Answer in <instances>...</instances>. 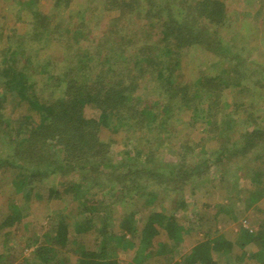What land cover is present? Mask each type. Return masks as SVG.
Returning <instances> with one entry per match:
<instances>
[{"label": "trees", "instance_id": "1", "mask_svg": "<svg viewBox=\"0 0 264 264\" xmlns=\"http://www.w3.org/2000/svg\"><path fill=\"white\" fill-rule=\"evenodd\" d=\"M41 1H18L20 5L18 10L23 12L25 10V18L31 16V24L28 29H19L21 32H17L16 35L12 34V36L8 33H1L2 30L0 29V88L3 90L0 104L5 100L7 94H11L18 107L21 109L26 107L30 111L28 115L17 117L14 122L17 130L20 131L23 129L25 118L33 117L36 120L37 124L28 129L29 135L25 140L32 144V142L37 141L38 135L50 140L60 139L57 136L63 134L60 130L61 124L67 122L74 123L75 127L71 132L79 135L87 132L88 128L85 126L93 125L96 129L91 135V140L96 142H94L93 147L98 150L103 145L101 137H98L101 130L106 129L113 134H118L123 129V131L129 132L141 125L144 133H140L136 137L131 136L135 142H130V144L132 143L130 150H133V158H136L134 160L137 164L141 163L140 158L143 156V151L147 150L148 145L153 143V146L155 141L161 139L166 140V142L173 141L177 130L173 131L174 126L170 125L169 119L177 105L175 97L184 92V89L180 84L175 85L180 79L179 77L175 79L173 70H170L169 66L160 68V65L166 60H171L168 61V64L174 63L173 67L175 68L177 63L175 60L177 59L174 54L181 48L169 44L167 39L170 36L169 30L166 28V30H160L155 21L158 18L152 20L149 10L158 16L160 12L166 11L170 20L176 22L181 30L190 31L201 48H207L213 52L217 51V54L218 44H216L217 46L214 45L215 47L211 45L213 34H218L219 28L217 29V27H223L225 21L222 3L216 0H166V2L157 0L160 2L159 4L155 2L156 0H147L148 8L149 3L151 4L150 9L146 12H142V9L139 8H127L122 12L123 15L118 22H112L106 30L99 31L98 20L104 16L105 4L98 5V9L94 8V12L88 21H84V14L81 12V14H77L79 17L73 16L76 20L73 22L72 17L66 18L67 16L62 12L61 7L62 4L69 5L71 0H51L54 2L55 12L50 16H46L39 8ZM89 1L92 3L94 0ZM178 3L183 6L182 14L178 9ZM84 11L86 13L92 12L89 8ZM0 12L7 14V9L2 8ZM4 16H8V14ZM123 17L125 18L124 23ZM206 18L216 28L212 35L203 29L207 25L204 22ZM141 20H145L144 25L148 26L140 33L141 35L144 33L150 35L153 30V33L156 31V34L160 36L159 43L154 44L152 51L146 46L142 47L143 44L140 42L142 41L139 39L141 30L137 25L142 24ZM95 31H99V34L96 35L97 32ZM102 32L104 33L102 34ZM92 34L96 36L93 37ZM110 37H112V41L107 54L108 47L105 42ZM119 39H121L122 44L119 45L118 49L116 45L119 43ZM103 40H105L104 43H102ZM82 42H91V47L82 45ZM95 42L96 47L93 46ZM60 49L65 50V58L55 60L57 59L55 58L56 54H53L52 57V53ZM222 50L227 51V49ZM110 53L112 54L111 57ZM105 62L106 64H104ZM125 72H131L134 78L122 77V75L127 74ZM135 79L137 81H154L161 98L149 104L144 102L143 105L138 104V106L132 107L131 101L136 99L134 92L140 84V82L134 81ZM202 84H204L202 88H206L207 92L204 93L203 91L202 95L195 94L196 97H211L213 99L211 103L214 105L208 104L204 110L206 116L205 114L199 116V107L192 106L191 102L187 101L186 107H188L187 109L192 108L194 111L192 118L195 122L204 119L207 124L213 126V121L217 124L222 117L220 121L222 126L233 129L234 126H238L235 123L240 119L245 121V118L248 117L246 120H249L248 101H239L238 98L241 93L240 87L231 85L229 80L223 77V74L216 76L201 74L192 86L194 89L197 87L200 90ZM232 86H234L231 101L233 112H227L221 103L216 104V98L220 94L222 95L223 90L232 88ZM88 108L99 111L97 118L86 116L85 111ZM112 118H117V120L113 123ZM260 123L258 126L246 130L238 143L233 142L232 145L220 143L221 146L216 151L218 154L216 162L222 161L227 156L245 154L257 142H264V112ZM4 125L6 128L13 126L9 119H4ZM0 131L3 133L2 130ZM209 132L208 138L215 139V135L212 134L211 136L213 131ZM153 138H156L155 141ZM142 142H145L146 146L142 147ZM68 146L66 145L65 150L69 154L72 151L71 147L74 148L75 146V149H78V145H74L72 140L69 141ZM28 149L29 147L26 148V151ZM130 150H128L129 153ZM21 152L19 150L17 153L14 147V153L11 149L9 151L10 157H0V197L3 205L7 208L5 217L0 222V230L21 223L28 216L22 204L17 202L15 194L11 192V185L14 186L16 193L22 195V200L27 202L31 199V192L34 189L31 187L33 182L37 179H44L45 171L49 170L44 169L40 164L29 163L27 157L24 156L25 154H20ZM87 159L83 165L78 167L82 175L86 168L84 166L92 163ZM102 160L104 161H100L105 168L108 166L114 168L108 163V160ZM76 167L75 164L68 163L57 166L53 172L72 171ZM93 170L97 169L94 168ZM163 171H155L146 165H142V167L139 165L137 170L129 169L123 175L112 169L108 175L114 177L112 178L115 184L106 188L113 190V194H116V188L119 195V190H124L128 186L125 189L128 197L133 192L137 193L136 190L142 187L147 193L146 200L154 201L158 198V194L153 190L148 191L147 185L142 184L141 180L145 177L150 178L151 181L153 180L163 187V192H174L176 191L174 181L182 177L179 171L173 169H170L167 174ZM103 174H105V170H100L98 173L99 177ZM185 176L186 174H184ZM99 177L95 179V182ZM88 179L92 178L83 177V182L88 183ZM129 180L134 184L130 185ZM118 186L120 188H117ZM70 190L75 192V199L84 197L88 191V189L86 191L82 189L81 185L77 187L72 185L63 191L51 189L49 195L54 197L62 194L69 195ZM110 196L112 195L110 194ZM120 198L121 196L114 199L110 205L101 200L85 197L84 201L78 204L77 219L73 223L67 222L66 219H58L44 239L39 241L41 243L35 247L33 251L34 260L32 262L25 260L24 263L20 264H130L128 261L114 256L113 253H117L119 249L134 250V261L141 262V255L144 258L150 256L146 252L153 248L163 229L174 241L168 252L175 254L177 247L183 241L182 227L176 213L180 209L185 210L187 207L185 200L176 201L178 205L173 207L172 213L165 211L164 207L161 210L151 211L145 217L142 227L138 229L132 211L126 212L118 226H115L117 222L112 219L113 210H116L122 202ZM227 216V211L221 207L215 212H203L200 219L203 227L202 236L188 252L182 255L180 260H175L172 264H219L218 257L230 255L235 247L239 248L235 259L236 264L252 260L264 264V231L253 232V230L243 228L242 225L236 230L232 227L222 230L221 222ZM111 219L112 222L109 221ZM120 229L125 230V232L119 233ZM73 234L75 236L72 237ZM78 235H95L96 248L86 249V247L79 246L76 240ZM133 239L139 240L137 248ZM251 246H256V250L247 251V248ZM65 251L66 254L68 251H72L76 257L73 260L69 259L64 254Z\"/></svg>", "mask_w": 264, "mask_h": 264}, {"label": "rangeland", "instance_id": "2", "mask_svg": "<svg viewBox=\"0 0 264 264\" xmlns=\"http://www.w3.org/2000/svg\"><path fill=\"white\" fill-rule=\"evenodd\" d=\"M18 1L0 0V10L6 8L8 14V16H4L7 14L0 12L1 33H8L12 36V34L16 35L17 32H21L19 29L24 30L30 27L31 16L25 18V10L24 12L18 10L20 8ZM216 1L222 3L225 15L223 27H217V29L219 28L218 34L214 35L213 31L216 28L206 18L204 22L207 25L203 29L210 32L211 35L213 34L211 46L215 47L214 45L218 44L217 54V51L213 52L207 48H201L190 31L187 29L181 30L176 22L170 20L166 11L160 12L159 16L156 13L154 14L152 10H149L151 3H149L148 8L147 0H94L92 3L89 0H71L69 5L62 4V12L67 16L66 18L72 17L73 22L76 21L73 16L79 17L77 14H81V12L84 14V21H88L94 12V8L96 9L100 4H105L104 16L98 20L99 31L106 30L112 22H118L123 15L122 12L130 7L132 9H142V12L149 10L152 20L158 18L155 20L158 24L157 27L160 30L165 28L169 30L170 33L168 32V34L170 36L167 37L169 44H173L176 48L180 47L181 52L178 51L174 54L177 59L175 60L177 62L175 68L173 67L174 63L172 65L168 64V61L171 60L161 63L160 68L169 66V69L174 72L175 79L178 77L180 79L175 85L180 84L184 89V92L177 94L175 97L177 105L169 119L170 125L174 126L173 131H177L171 142H166L164 139L155 141L156 138H153L156 143L153 146V143L150 146L148 145L147 150L143 151L140 164H137L134 160L136 158H133L134 152L130 150L132 149V143L130 144V142H135L134 139H131V136L136 137V135L139 136L140 133H144L141 125L129 132L123 131V129L118 134H113L106 129L101 130L98 137H101L103 145L99 147V151L96 147H93L95 141L91 140V135L94 134L96 129L95 126H85L88 128L87 132L79 135L71 132L74 130L75 125L70 122L61 124L60 130L62 132H60L63 134L57 136L60 139L50 140L38 135L37 141L30 144L31 142H27L25 139L29 135L28 129L35 127L37 124L36 120L33 117L30 119L25 118L23 129L20 130L21 132L18 131L17 126L14 124L17 117L28 115L30 111L26 107L23 109L18 107L17 103L13 101L14 97L7 94L5 100H1L2 103L0 104V130L3 131V133L0 131V157H10L9 151L11 149L14 153L15 147L17 153L20 150L22 151L20 154H25L24 156L27 157L29 163L40 164L44 169L49 170H44L46 172L44 179H37L33 182L31 187L34 189L31 192V199L27 202L22 200V195L16 193L14 186L11 185V192L15 194L17 202L22 204L28 216L21 223H17L12 227L1 228L0 264H20L24 263L25 260L32 262L34 260L33 251L41 243L39 241L44 239L58 219H66L67 222L73 223L78 217V204L83 202L85 197L101 200L111 205L114 199L121 196L122 202L116 210H113L114 216L111 215L112 219L117 222L115 226H118L126 212L132 211L138 229L142 227L145 217L151 211L161 210L164 207L165 211L172 213L173 207L178 205L176 201L185 200L187 204L185 210L180 209L176 213L182 227L183 241L177 247L175 254L168 252L174 241L163 229L153 248L146 252L150 256L144 258L141 255V262L134 261V250L119 249L117 253H113L117 258L126 260L130 264H172L173 261L180 260L182 255L188 252L202 236L203 227L200 220L202 213L205 211L215 212L219 207L228 213V219L226 218L221 222L223 225L222 230L229 227L236 230L242 225L243 228L253 230V232L264 231V142H257L245 154L227 156L222 161L216 162L218 157L216 151L221 146L220 143H228L229 145H232L233 142L238 143L246 130L261 124L260 120L264 112V0ZM155 2L160 4L157 0ZM163 2H166V0H163ZM54 7V2H51V0H42L39 4V8L46 16H50L55 12ZM87 8L92 12L86 13L84 10ZM178 9L182 14L183 6L179 4ZM181 17L183 16L181 15ZM124 19L123 17V23L125 22ZM141 23V25H137L141 30H139V39L142 41H139L142 42V47L146 46L147 49L149 48L152 51L154 44L159 43L160 36L156 34V31L153 33V30L150 35L149 33L141 35L140 33L148 27L144 25L145 20ZM129 27L131 28L130 25ZM99 31H95L97 32L96 35L99 34ZM96 35L92 34L93 37ZM111 41L112 37L105 42L108 47L107 54L110 50ZM120 44H122L121 39L116 45L118 49ZM82 45L91 47V42H82ZM93 46H97L96 42L93 43ZM222 49H227V51ZM65 50H57V52L52 53V57L53 54H56L55 58L57 59L55 60H63ZM167 59L169 58L167 57ZM201 74L209 76L223 74V77L229 80L231 85L234 84L235 87H240L239 91L242 94L240 93L238 98L239 101H248L249 120H246L248 117L245 118V121L240 119L235 123L238 126H234L233 129L222 126L220 123L222 117L219 120L220 124L213 121V126L207 124L204 119L195 122L192 118V116L194 117V111L192 108L187 109L188 107H186L187 101H190L192 106L199 107V112L197 111L199 116H201L200 114L206 116L204 110H206L208 104L214 105V103H211L213 101L211 97H196L195 95H202L203 91L204 93L207 92L206 88H202L204 84H202L200 90L197 87L194 89V86H192ZM122 77L134 78L131 72L122 75ZM136 79L134 81H137ZM137 82H140V84L134 92V98L136 97V99L133 98L134 100L131 101L132 107L138 106V104L143 105L144 102L149 104L161 98L157 84L154 81L138 80ZM234 86L223 90L222 95L220 94L216 98V104L221 103V106L227 112H233L231 101ZM2 93L3 90L0 88V97ZM85 112L88 118H97L99 115V111L94 108H88ZM4 119L11 120L13 126L4 127ZM116 120L117 118H112L113 123ZM209 131H213L211 136L212 134L215 135V139L208 138L210 136ZM70 140L73 141L74 145H78V149H75V146L74 148L71 147L72 151L69 154L65 149ZM141 146H146V143L142 142ZM27 147L29 149L26 151ZM128 150L131 152L129 153ZM12 153L11 156H13ZM130 155H132V158H130ZM86 158L92 163L84 166L86 168L83 170L84 174L82 175L78 167L83 165ZM102 159L108 160V163L113 165L114 168L110 166L105 168L101 162L104 161ZM68 163L75 164L77 167L73 168L72 171L53 172V169L57 166L67 165ZM139 165L141 167L146 165L155 171L161 170L162 172L164 170L163 172L166 174L170 169L179 171L182 177L174 181L176 191L163 192L162 186L147 177L140 180L142 184L147 185L148 191L153 190L158 194V198L154 201L146 200L147 193L142 187L136 190L137 193L133 192L128 197L126 195L127 190H125L128 186L124 190H119V195L116 188V194H113V190L106 188L111 184H115L114 177L108 175L109 171L115 169L118 173L124 175L129 169L137 170ZM92 167L99 171L105 170V174L99 177V171L93 170ZM184 174H186L185 177ZM97 175L99 179L95 182V179L98 178ZM83 177L92 179H88V183H84ZM129 183L130 185L134 184L130 180ZM72 185L75 187L81 185L85 191L88 189L87 194L79 199H75V192L71 190L69 195L62 194L57 197L49 195L51 189L63 191ZM6 212L7 208L3 205L0 197V222L4 219ZM112 219L109 221L112 222ZM124 232L123 229L119 231V233ZM71 236L73 237L75 234ZM95 237V235H78L76 240L78 245L83 248H96ZM133 240L137 248L139 240ZM73 247H76V245H73ZM238 250L239 248L235 247L230 255L218 257L219 264H236L235 259ZM255 250L256 246L247 248V251L250 252ZM64 254H66V251ZM66 256L73 260L76 254L68 251ZM242 264H259V262L252 260Z\"/></svg>", "mask_w": 264, "mask_h": 264}]
</instances>
